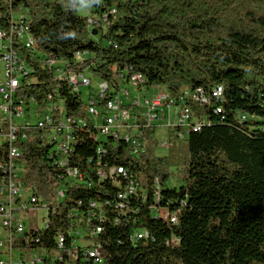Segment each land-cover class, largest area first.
<instances>
[{"label": "trees", "instance_id": "obj_1", "mask_svg": "<svg viewBox=\"0 0 264 264\" xmlns=\"http://www.w3.org/2000/svg\"><path fill=\"white\" fill-rule=\"evenodd\" d=\"M80 3L106 16L103 24L89 28ZM19 10L34 42L32 51L21 52L33 72L19 95L30 109L62 103L74 135L69 166L83 178L65 185V198L55 200L65 169L49 158L53 144L41 129L18 142L19 179L54 208L32 245L55 253L56 237L68 236L71 223L82 221L96 202L103 220L96 214L90 227L102 229L94 240L104 264H264V0H0V27ZM78 53L87 54L82 63L74 62ZM40 57L67 61L108 87L118 84L120 74H139L145 88L163 87L176 101L184 88H200L208 103L191 104V114L206 122L182 139L179 128H169L165 156L156 154V131L147 129L145 151L132 155L123 140L99 139L81 95L56 81ZM215 87L218 98L211 94ZM6 151L2 144L1 162ZM114 167L141 185L147 201L140 190L118 207L122 190L97 175ZM173 168L178 187L168 186ZM157 207L175 213L177 222L156 219ZM139 228L149 237L133 244L132 231Z\"/></svg>", "mask_w": 264, "mask_h": 264}, {"label": "built area", "instance_id": "obj_2", "mask_svg": "<svg viewBox=\"0 0 264 264\" xmlns=\"http://www.w3.org/2000/svg\"><path fill=\"white\" fill-rule=\"evenodd\" d=\"M25 19L22 10L10 12L6 28L0 27V61L5 69L4 80L0 83V138L4 140L7 148L5 160L0 161V264H104L102 249L94 240L102 229L99 226L93 229L90 227L96 214L99 220H103L101 205L96 202L89 203V210L82 221L74 220L71 223L68 236L59 234L56 237L55 253L51 254L47 248L32 245V237L48 228L50 213L54 212V208L53 202L36 196L19 179L23 165L18 142L26 139L27 131L41 129L47 141L53 144L49 158L53 160V166L65 169V175L58 178L55 200L65 198V185L81 184L83 178L76 168L69 166L74 135L72 128L64 120L62 103L51 102L45 110H34L35 120H27L30 117V104L24 103L19 90L24 78L33 72V68L22 58L21 52L22 49L32 51L34 42ZM105 20L106 16L88 18V27L96 29ZM86 58V53H78L74 62L82 63ZM39 63L43 68L52 71L54 79L66 84L74 94L81 95L80 87H90L92 84L86 73L74 70L71 63L62 59L40 57ZM126 74H120L118 84L113 87L100 81L98 92L95 96L90 95L88 99L86 114L100 136L115 142L123 140L130 144L132 155H139L145 151L144 131H156L163 126L165 118L168 120L167 129H180L177 133L180 139L191 131H199L205 124V118L194 117L190 108L191 104L203 106L208 103V96L202 89L184 88L176 101L169 97L166 90L162 92V87L145 88V80L141 75ZM126 85L135 93H130L124 87ZM218 88H213L211 92L215 98H218ZM30 103L34 102L31 100ZM161 146L165 147L166 144ZM100 150L101 148L98 152ZM97 173L99 180H109L114 188L122 190L118 198L123 202L119 203V208H124L123 203L136 196L140 190L142 201H147L146 192L141 189V185L130 180L132 177L124 169L114 167L107 172L99 169ZM121 178L127 180L126 185L122 184ZM154 185L158 190L159 182L156 179ZM159 197L157 192L154 197L157 205ZM154 217L166 223L177 222L176 214L166 208L157 207ZM148 237L147 231L134 229L131 242L135 244ZM172 242L176 243V240L172 239Z\"/></svg>", "mask_w": 264, "mask_h": 264}, {"label": "rangeland", "instance_id": "obj_3", "mask_svg": "<svg viewBox=\"0 0 264 264\" xmlns=\"http://www.w3.org/2000/svg\"><path fill=\"white\" fill-rule=\"evenodd\" d=\"M78 13L83 16V17H87V18H97L96 15L92 14L90 12V9L89 7L84 4V3H80L79 4V8H78ZM100 34H101V31H99V35L95 36L96 39H99L100 37ZM1 45H2V42H0V51H1ZM87 77L92 81V84L90 87H83L81 86L80 87V92H81V99L84 103H88V99L90 98V95H93L95 96L96 93L98 92V85L100 84V80H98L95 76L89 74V73H86ZM4 76H5V69H4V64L0 61V83L3 82L4 80ZM126 88L129 89L130 93H135V91L128 87L127 85L124 86ZM162 92H165V89L162 87V89H160ZM173 110L171 109V112ZM198 118V117H197ZM196 119V118H195ZM27 120H30V121H34L35 120V116H34V106L31 107V110H30V117L27 118ZM167 118H165L163 120V126L159 127L157 130H156V139L159 143V146H158V150L156 152V154L158 156H165L168 152L167 148H168V141H167ZM17 122V121H16ZM99 139L100 140H106V138L102 137V136H99ZM4 144V140H2V138H0V146ZM162 144H166L165 147H162L161 145ZM161 146V147H160ZM172 174L175 175L174 177L171 178V180L169 181L168 183V186L169 187H178L180 185L179 181L177 180V174H178V171L176 168H173L172 170ZM42 216V213H40V217ZM42 223H40L41 225ZM3 232V231H2ZM2 239V234L0 233V240Z\"/></svg>", "mask_w": 264, "mask_h": 264}, {"label": "bare ground", "instance_id": "obj_4", "mask_svg": "<svg viewBox=\"0 0 264 264\" xmlns=\"http://www.w3.org/2000/svg\"><path fill=\"white\" fill-rule=\"evenodd\" d=\"M220 89H218V96H220L221 95V93H220ZM31 110V109H30ZM34 110H36L35 108H34Z\"/></svg>", "mask_w": 264, "mask_h": 264}, {"label": "water", "instance_id": "obj_5", "mask_svg": "<svg viewBox=\"0 0 264 264\" xmlns=\"http://www.w3.org/2000/svg\"><path fill=\"white\" fill-rule=\"evenodd\" d=\"M93 34L95 35L96 34V31H94Z\"/></svg>", "mask_w": 264, "mask_h": 264}]
</instances>
